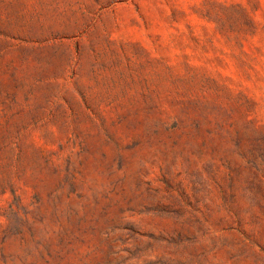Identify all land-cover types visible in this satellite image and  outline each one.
Segmentation results:
<instances>
[{
    "label": "rangeland",
    "instance_id": "obj_1",
    "mask_svg": "<svg viewBox=\"0 0 264 264\" xmlns=\"http://www.w3.org/2000/svg\"><path fill=\"white\" fill-rule=\"evenodd\" d=\"M0 264H264V0H0Z\"/></svg>",
    "mask_w": 264,
    "mask_h": 264
}]
</instances>
